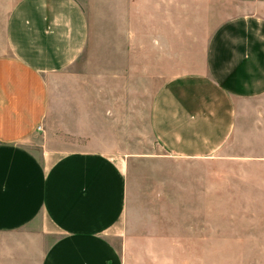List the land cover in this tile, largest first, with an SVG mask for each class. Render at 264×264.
Instances as JSON below:
<instances>
[{
  "label": "crops",
  "instance_id": "0c3cea01",
  "mask_svg": "<svg viewBox=\"0 0 264 264\" xmlns=\"http://www.w3.org/2000/svg\"><path fill=\"white\" fill-rule=\"evenodd\" d=\"M10 2L0 234L38 222L55 237L40 264H167L153 249L190 238L167 217L183 224L200 213L186 199L215 198L216 163L264 161V0ZM138 89L167 159H133L105 138L136 118ZM39 129L42 155L29 146ZM64 137L87 148H57ZM142 164L161 181H138Z\"/></svg>",
  "mask_w": 264,
  "mask_h": 264
},
{
  "label": "rangeland",
  "instance_id": "374dc122",
  "mask_svg": "<svg viewBox=\"0 0 264 264\" xmlns=\"http://www.w3.org/2000/svg\"><path fill=\"white\" fill-rule=\"evenodd\" d=\"M10 7V0H0V16H5ZM86 58L84 55L74 67L82 70ZM148 90L138 89L136 110L130 114L136 118L120 121L115 136L105 138L113 140L115 148L131 154L133 159L163 160L168 157L150 126ZM44 139L41 130L29 144L30 148L42 155ZM57 148H87V143L86 139L64 137ZM61 150L56 154H61ZM148 166L139 167L138 181L150 185L159 183L161 179ZM216 172L215 198L185 200L186 207L199 208V214L185 215L181 218L185 219L183 224L177 222V217H167L169 228L185 229L190 238L181 248L153 249L154 255L161 256L165 263L264 264V161L234 165L217 162ZM195 186L186 183L188 194L193 193ZM39 231L40 225L36 222L18 233L0 234V264H40L55 237L43 236Z\"/></svg>",
  "mask_w": 264,
  "mask_h": 264
}]
</instances>
